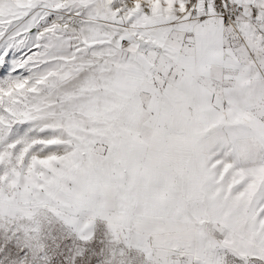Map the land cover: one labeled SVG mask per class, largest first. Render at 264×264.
I'll return each mask as SVG.
<instances>
[{"label":"snow or ice","instance_id":"1","mask_svg":"<svg viewBox=\"0 0 264 264\" xmlns=\"http://www.w3.org/2000/svg\"><path fill=\"white\" fill-rule=\"evenodd\" d=\"M0 264H264V0H0Z\"/></svg>","mask_w":264,"mask_h":264}]
</instances>
